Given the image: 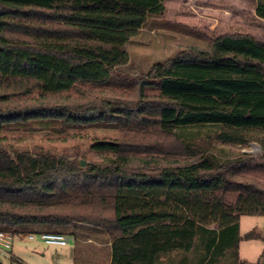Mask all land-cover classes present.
I'll return each instance as SVG.
<instances>
[{"label": "trees", "instance_id": "16d2710c", "mask_svg": "<svg viewBox=\"0 0 264 264\" xmlns=\"http://www.w3.org/2000/svg\"><path fill=\"white\" fill-rule=\"evenodd\" d=\"M165 1L0 0V232L91 226L111 264H264L240 257L264 242L241 234V217H264V184L211 149L264 151V43L226 35L126 77Z\"/></svg>", "mask_w": 264, "mask_h": 264}, {"label": "rangeland", "instance_id": "374dc122", "mask_svg": "<svg viewBox=\"0 0 264 264\" xmlns=\"http://www.w3.org/2000/svg\"><path fill=\"white\" fill-rule=\"evenodd\" d=\"M168 2L170 3L164 15L150 17L140 35L129 44L127 49L130 61L121 68L126 77L135 80L144 78L154 65L165 63L179 55L190 57L207 51L214 40L226 35L245 34L250 30L260 36L262 41L259 42L264 43V23L254 22L247 16L252 14L255 0ZM244 15V19H240ZM243 22L250 26L244 27ZM94 135L101 136L102 133H90V136ZM250 151L252 155L259 153L255 145ZM253 159L256 160V156H253ZM247 177L264 184L252 175ZM251 231L264 235V217H241L242 236ZM72 236H76L78 241L65 247L31 241L28 234L15 236L12 238L11 250L0 246V264H109V249L104 246L108 237L104 231L79 225ZM263 249L264 242L260 239L243 240L240 256L250 263H256Z\"/></svg>", "mask_w": 264, "mask_h": 264}, {"label": "crops", "instance_id": "0c3cea01", "mask_svg": "<svg viewBox=\"0 0 264 264\" xmlns=\"http://www.w3.org/2000/svg\"><path fill=\"white\" fill-rule=\"evenodd\" d=\"M168 3H170V2H168V0H166L165 1V7L166 8H168ZM247 16L252 18V21H254V22L256 21L258 23L259 22L264 23V20L260 19L256 15V3H255V6L252 10V14L247 15ZM200 17H203V16H200ZM244 17H245V15L242 16L240 19L243 20ZM245 19H247V18H245ZM210 20L213 21L215 19L210 18ZM233 20L234 19L232 18L231 21H233ZM243 25H244V27L250 26V24H245V22H243ZM211 26H215V24H211ZM245 34L251 35L257 41H262L260 39V36L256 33H254L253 31L248 30ZM236 137H239V136H236ZM237 140H238V138L235 139V141H237ZM213 144L214 145H212L211 149L214 153L219 154L221 156L227 155L228 157H230L234 160L235 159L236 160H238V159L244 160L245 161L244 162L245 163L244 164L245 174L249 175V176L252 175V177L264 182V158H262L264 151L262 150L261 145L257 139L252 138L250 141H248L247 145H240V144H238V142L234 143V144L233 143L223 144L222 142H220L218 140L214 141ZM253 145L257 146L259 149V153L256 155H252V152L250 151V149L252 148ZM253 156H256L257 159L254 160ZM249 158H252V160H250ZM104 246L108 247V249H109V264H111V243L109 242L108 238L106 239V243L104 244ZM240 250H241V245H240ZM242 260H244V259H242ZM245 261H247V260H245ZM167 264H170V263L168 262Z\"/></svg>", "mask_w": 264, "mask_h": 264}, {"label": "built area", "instance_id": "2783aa9c", "mask_svg": "<svg viewBox=\"0 0 264 264\" xmlns=\"http://www.w3.org/2000/svg\"><path fill=\"white\" fill-rule=\"evenodd\" d=\"M13 236L0 232V246L5 249L11 250L13 247ZM29 240L31 241H40L46 245L65 247L68 246L71 242H75L76 239L72 236H67L64 234H55V233H43V234H31L28 235Z\"/></svg>", "mask_w": 264, "mask_h": 264}, {"label": "water", "instance_id": "95a60500", "mask_svg": "<svg viewBox=\"0 0 264 264\" xmlns=\"http://www.w3.org/2000/svg\"><path fill=\"white\" fill-rule=\"evenodd\" d=\"M85 165H86V162H85V161H82V162H81V166L84 167Z\"/></svg>", "mask_w": 264, "mask_h": 264}]
</instances>
